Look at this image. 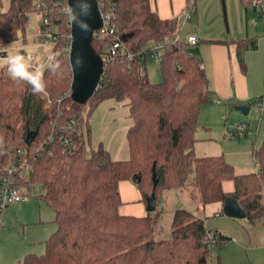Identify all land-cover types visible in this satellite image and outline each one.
<instances>
[{
  "label": "trees",
  "instance_id": "trees-1",
  "mask_svg": "<svg viewBox=\"0 0 264 264\" xmlns=\"http://www.w3.org/2000/svg\"><path fill=\"white\" fill-rule=\"evenodd\" d=\"M36 2L9 0L0 12V43L16 40L22 16L37 11ZM100 3L114 15L125 49L105 61L113 37H92L91 49L103 59V67L84 103L71 98L72 71L65 53L55 57L57 72L44 67L43 95H33L26 82L0 72V179L4 167L25 163L14 173L16 186L26 195L41 189L36 197L54 214L55 231L45 241L44 253L27 254L17 264H206L210 246L227 237L208 230L194 212L176 209L170 237L155 240L159 214L120 215L118 183L133 180L142 202L146 205L153 195L155 206L167 191L196 187L201 208L233 197L249 222L264 221V139L252 150L256 172L238 173L220 155L195 156L199 111L211 95L199 59L188 43L176 40L177 20H161L149 0ZM48 10L60 47L69 22L60 8L50 4ZM158 47L162 81L152 83L144 63ZM109 98L129 109L127 160H113L101 144L86 147L88 117ZM35 132L32 140L27 138ZM223 181L233 182L232 193L223 192Z\"/></svg>",
  "mask_w": 264,
  "mask_h": 264
},
{
  "label": "rangeland",
  "instance_id": "rangeland-1",
  "mask_svg": "<svg viewBox=\"0 0 264 264\" xmlns=\"http://www.w3.org/2000/svg\"><path fill=\"white\" fill-rule=\"evenodd\" d=\"M8 5L9 0H0V12L5 11ZM41 19L42 15L39 11H29L24 14L16 40L0 43V57L16 52L31 53L34 57L33 68L46 65L49 54L53 52V44L39 38ZM193 48V46L188 47L190 52ZM156 51L160 53V48L158 47ZM144 69L150 82L162 81L160 65L156 58H146ZM0 72L3 76L11 77L4 65H0ZM67 93L60 99H63ZM222 108L224 112L226 111L224 115L228 119L227 124L235 126L238 122L247 123L251 133L239 139L228 137L224 119L217 116V111L212 112L211 132L208 133L205 141H200L196 146L203 155L196 150L195 156L225 154L222 157L232 161L230 164L236 172L241 173L239 169L244 170L245 174L258 171V161L252 157V150L253 146H260V134L264 133V125H262L264 121L259 111L251 109L247 115H243L235 111L234 107L228 106L225 109V106H222ZM203 118L204 116L201 115L198 120L199 127ZM130 124L129 109L124 103L112 98L103 100L88 117L90 133L86 143L87 150L101 144L113 160H127L126 134ZM255 129L258 130L260 138L254 136ZM19 191L23 199L4 206L0 212V264H17L27 254L42 255L45 241L55 231L52 223L53 211L36 197L37 194L42 193V190L33 189L29 195H26L25 189L20 188ZM198 198L196 187L188 186L170 190L169 193L165 192L153 211L159 214L153 233L154 239H168L174 211L187 209L204 219L208 230H217L228 238L223 244L210 246L206 264H264V221L251 223L246 218L234 219L220 213L219 216L206 217L201 213L202 208L199 206Z\"/></svg>",
  "mask_w": 264,
  "mask_h": 264
},
{
  "label": "crops",
  "instance_id": "crops-1",
  "mask_svg": "<svg viewBox=\"0 0 264 264\" xmlns=\"http://www.w3.org/2000/svg\"><path fill=\"white\" fill-rule=\"evenodd\" d=\"M149 4L161 20H177L179 28L176 39L185 43L189 36L197 39V43L189 47H194L191 53L201 63L211 102L200 108L198 120L201 115L204 118L201 126L197 125L198 140L194 153L199 150L196 149L197 143L205 141L211 132L212 112L217 111V116L224 119L227 131L228 119L222 106L226 109L228 106L247 105L249 112L251 109L258 110L264 121V13L253 6V0H149ZM190 6L191 15L185 18ZM240 123L246 126L242 136L250 134L248 124H237ZM253 134L259 137L257 129ZM260 137L262 141L264 133ZM226 161L232 163L229 159ZM243 171L239 169V172ZM221 185L224 193L230 194L234 190L232 181H223ZM118 191L120 215L143 217L147 214L141 193L133 180L120 181ZM222 205L221 202L207 204L201 213L206 217L219 216L223 214Z\"/></svg>",
  "mask_w": 264,
  "mask_h": 264
},
{
  "label": "built area",
  "instance_id": "built-area-1",
  "mask_svg": "<svg viewBox=\"0 0 264 264\" xmlns=\"http://www.w3.org/2000/svg\"><path fill=\"white\" fill-rule=\"evenodd\" d=\"M98 3V9L100 12L101 18V28L93 32L92 37L96 39H100L103 36L113 37L114 41L107 48V56L105 61L108 59H113L124 52V43L120 39V36L117 35L115 24L113 22L114 15L104 10V6L101 5L100 0H95ZM68 0H52L51 2H47L46 0H38L36 2L35 9L40 12L42 15L41 22L39 24V38H41L45 42H51L53 44V52L51 55L54 57L58 56L60 53H65L67 56L70 52L72 37L70 34V23L69 33L64 36V43L60 47L58 44L60 42V35L58 34L56 24L53 21V17L50 13H48V9L50 4H52L55 8H60L61 14L65 15L64 8L68 6ZM253 6L257 9H260L262 13H264V0H261L260 3L255 4L253 2ZM192 6L189 7L187 12L185 13V18H189L191 15ZM178 40V39H176ZM187 43L189 45H195L197 43V39L194 36L187 37ZM128 58L131 57L129 53L126 54ZM152 58H156L158 62L160 58L157 52H153L151 55ZM103 60V59H102ZM66 96V95H65ZM62 99H59V101ZM246 130V126L242 123L237 124L235 126L227 124V135L230 138L240 137L244 134ZM25 163L19 162L17 164L11 163L9 166L3 168V174L0 179V212L2 208L11 203H17L21 201L22 194L19 191V188L15 184L14 173L17 169L23 167ZM210 245H213L212 238L213 236L210 234Z\"/></svg>",
  "mask_w": 264,
  "mask_h": 264
},
{
  "label": "water",
  "instance_id": "water-1",
  "mask_svg": "<svg viewBox=\"0 0 264 264\" xmlns=\"http://www.w3.org/2000/svg\"><path fill=\"white\" fill-rule=\"evenodd\" d=\"M67 4L74 6L76 0H68ZM90 5V15L83 17L90 26L88 31H82L75 24H70V34L72 37L70 52L68 54L69 65L72 71L70 91L72 100L78 103H84L94 92L103 67V60L94 54L90 46L93 32L101 28L98 3L95 0H90ZM77 57L80 59L79 64L76 63ZM234 110L247 115L250 107L247 105H236L234 106ZM35 134L36 132L28 134L27 138L32 140ZM145 206L148 213L155 210L156 206L153 195L147 199ZM222 213L229 218H246L245 213L233 197H227L223 201Z\"/></svg>",
  "mask_w": 264,
  "mask_h": 264
},
{
  "label": "clouds",
  "instance_id": "clouds-1",
  "mask_svg": "<svg viewBox=\"0 0 264 264\" xmlns=\"http://www.w3.org/2000/svg\"><path fill=\"white\" fill-rule=\"evenodd\" d=\"M253 2L258 4L261 0H253ZM90 7V0H76L74 6L68 5L64 8V13L70 24H75V26L86 32L90 26L83 17L90 15ZM33 61L34 57L31 53L16 52L0 57V65L6 66L8 73L13 79L30 85L33 95L46 94L43 69L47 67L51 72L55 73L60 67L59 62L55 60L53 55L49 54L46 65L33 69ZM76 63H80L79 57H77Z\"/></svg>",
  "mask_w": 264,
  "mask_h": 264
}]
</instances>
